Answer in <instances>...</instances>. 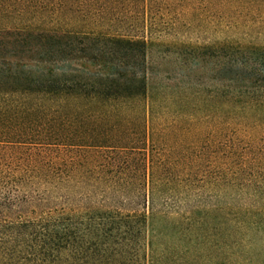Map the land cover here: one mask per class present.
<instances>
[{"label":"trees","instance_id":"1","mask_svg":"<svg viewBox=\"0 0 264 264\" xmlns=\"http://www.w3.org/2000/svg\"><path fill=\"white\" fill-rule=\"evenodd\" d=\"M163 5L0 0V264H264V47L228 42L210 120L172 110L140 33Z\"/></svg>","mask_w":264,"mask_h":264},{"label":"rangeland","instance_id":"2","mask_svg":"<svg viewBox=\"0 0 264 264\" xmlns=\"http://www.w3.org/2000/svg\"><path fill=\"white\" fill-rule=\"evenodd\" d=\"M165 2L170 5L155 6L154 21H149L140 31L148 42L150 95L155 99L156 93L166 91L173 99L172 110L190 111L197 105L202 115L209 116L212 109L220 110L222 105L228 42L264 47V0H255L248 9L243 4L232 3V13L226 0ZM217 162L216 169L220 158ZM210 166L205 165L213 170ZM200 193L203 194L200 203L208 210L223 203L221 188L208 186ZM189 202L194 204L198 200L193 197ZM157 225L164 228L166 224L157 222ZM255 250L264 253V238L258 240ZM206 264H221L220 253L211 250Z\"/></svg>","mask_w":264,"mask_h":264}]
</instances>
